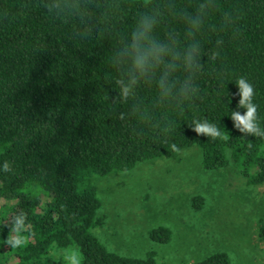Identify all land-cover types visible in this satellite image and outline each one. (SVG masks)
Wrapping results in <instances>:
<instances>
[{"label": "trees", "instance_id": "1", "mask_svg": "<svg viewBox=\"0 0 264 264\" xmlns=\"http://www.w3.org/2000/svg\"><path fill=\"white\" fill-rule=\"evenodd\" d=\"M138 51L149 54L143 70ZM240 77L264 126V0H0V165H10L0 171V224L20 211L27 224L22 247L0 229V264H53V245L76 247L81 264H169L101 242L90 179L197 147L203 170L232 164L248 186L264 185V136H245L228 117L243 114ZM194 120L227 135H198ZM149 238L165 244L171 231Z\"/></svg>", "mask_w": 264, "mask_h": 264}, {"label": "rangeland", "instance_id": "2", "mask_svg": "<svg viewBox=\"0 0 264 264\" xmlns=\"http://www.w3.org/2000/svg\"><path fill=\"white\" fill-rule=\"evenodd\" d=\"M90 183L103 220L94 232L112 252L139 259L152 252L156 261L169 264L214 254L226 255L230 264H264V237L259 236L264 185L248 186L232 164L203 170L197 147L130 171L93 176ZM158 227L171 231L169 242L149 238Z\"/></svg>", "mask_w": 264, "mask_h": 264}, {"label": "clouds", "instance_id": "3", "mask_svg": "<svg viewBox=\"0 0 264 264\" xmlns=\"http://www.w3.org/2000/svg\"><path fill=\"white\" fill-rule=\"evenodd\" d=\"M147 25H145L146 27ZM144 32L141 30L134 34L133 39L137 42L141 41ZM149 54L144 51H138L134 57V65L138 70L146 68ZM120 84V91L122 96H127L129 93V85L123 81H117ZM237 95L239 97L237 109H243V114L239 110L230 111L229 119L232 121V126L238 132L245 136H264V126H262L257 119V105L253 102L254 88L252 84L240 77L236 80ZM227 103V102H225ZM191 129L198 135L205 137L217 138L227 135L225 131L221 132L220 128L215 123H210L207 120H194ZM172 149L179 151L175 144L171 145ZM10 165L4 162L0 165V171H9ZM8 221V220H7ZM7 221L0 224V229L7 227L9 229L5 243L10 247H22L25 239L21 233L27 228L26 215L23 211L10 216V223ZM50 255L53 258V264L60 261L61 264H81V253L74 247L57 248L55 245L50 250Z\"/></svg>", "mask_w": 264, "mask_h": 264}]
</instances>
